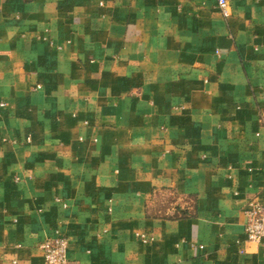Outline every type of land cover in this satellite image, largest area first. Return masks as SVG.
Wrapping results in <instances>:
<instances>
[{
  "label": "crops",
  "instance_id": "obj_1",
  "mask_svg": "<svg viewBox=\"0 0 264 264\" xmlns=\"http://www.w3.org/2000/svg\"><path fill=\"white\" fill-rule=\"evenodd\" d=\"M217 1L0 0V264H264V0Z\"/></svg>",
  "mask_w": 264,
  "mask_h": 264
},
{
  "label": "built area",
  "instance_id": "obj_2",
  "mask_svg": "<svg viewBox=\"0 0 264 264\" xmlns=\"http://www.w3.org/2000/svg\"><path fill=\"white\" fill-rule=\"evenodd\" d=\"M217 11L224 18L229 16L226 0L217 1ZM4 106L3 103L0 104V107ZM245 216L246 224L244 233L246 241L253 244L264 241V202L258 199L249 201ZM68 248L69 243L67 238L58 231L54 235L45 238L38 245V251L41 253L43 264H68ZM238 250L240 254L244 253V249L241 246H239Z\"/></svg>",
  "mask_w": 264,
  "mask_h": 264
}]
</instances>
